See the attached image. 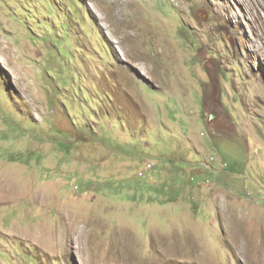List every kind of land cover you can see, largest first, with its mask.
<instances>
[{
  "label": "rangeland",
  "instance_id": "obj_1",
  "mask_svg": "<svg viewBox=\"0 0 264 264\" xmlns=\"http://www.w3.org/2000/svg\"><path fill=\"white\" fill-rule=\"evenodd\" d=\"M261 248L264 0H0V264Z\"/></svg>",
  "mask_w": 264,
  "mask_h": 264
},
{
  "label": "bare ground",
  "instance_id": "obj_2",
  "mask_svg": "<svg viewBox=\"0 0 264 264\" xmlns=\"http://www.w3.org/2000/svg\"><path fill=\"white\" fill-rule=\"evenodd\" d=\"M249 234L251 235V232L247 231V232H244L242 231L240 228H236L235 232H234V237L237 241V243H240L242 242V240L245 239V236ZM252 238L250 237V241L248 242H251ZM245 248L248 247V243L246 245H244ZM247 255H251V257L249 256L247 258V261L251 264H264V250L261 249H258L257 251L255 252H250V254H247Z\"/></svg>",
  "mask_w": 264,
  "mask_h": 264
}]
</instances>
